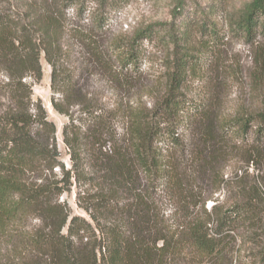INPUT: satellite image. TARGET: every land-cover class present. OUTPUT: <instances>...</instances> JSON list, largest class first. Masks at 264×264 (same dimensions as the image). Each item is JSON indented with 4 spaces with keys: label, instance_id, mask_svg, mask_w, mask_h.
Wrapping results in <instances>:
<instances>
[{
    "label": "trees",
    "instance_id": "obj_1",
    "mask_svg": "<svg viewBox=\"0 0 264 264\" xmlns=\"http://www.w3.org/2000/svg\"><path fill=\"white\" fill-rule=\"evenodd\" d=\"M129 1L43 0L0 9V72L6 76L0 94L12 106L0 115V264H223L230 231L264 220L257 184L240 190L230 205L215 198L225 183L219 169L224 158L239 154L248 164L264 163V108L218 113L205 79L199 95L185 91L190 77L201 78L195 52L211 44L205 38L215 42L224 32L189 19L179 26L150 25L126 41L95 40L111 13ZM183 7L174 17L183 15ZM88 14V28L73 19L84 21ZM226 17L229 31L248 44L264 36V0L228 8ZM146 39L171 52L165 88L154 104L107 108L95 101L80 82L81 68L71 62L72 42L85 45L109 80L126 87ZM42 55L58 94L52 105L68 117L62 135L69 167L57 126L43 103L33 101L26 81L42 80ZM207 180L212 189L201 186ZM73 187L86 216L60 198ZM211 199L215 203L207 207Z\"/></svg>",
    "mask_w": 264,
    "mask_h": 264
},
{
    "label": "rangeland",
    "instance_id": "obj_2",
    "mask_svg": "<svg viewBox=\"0 0 264 264\" xmlns=\"http://www.w3.org/2000/svg\"><path fill=\"white\" fill-rule=\"evenodd\" d=\"M43 0H0V9L12 6L16 9H25L28 4H42ZM219 0H130L120 10L111 13L109 24L102 36L96 35L95 40L106 44L108 40L118 38L120 40L131 39L139 30L150 25L164 24L165 26H179V22L191 20L197 24L202 20L209 26H215L221 32L215 42L212 37L208 47H202L199 55V64L202 66L200 77H190L185 91L189 97H195L202 93L204 79L207 80V98L214 101L215 110L223 115L235 113L238 109L262 110L264 108V36H260L256 43L248 44L238 33H233L228 26V8L238 7L249 0H222L225 5H216ZM91 6L93 4L91 3ZM183 7V15L178 19L174 17L175 10ZM81 19L73 16L75 22L90 27L91 19ZM71 62L79 66L82 71L80 82L91 92L95 101L102 103L107 108L117 106L126 107L129 104L145 103L152 106L165 88V72L170 48L156 40H144L141 42L145 51L137 70L127 73L129 85L121 87L111 82L105 71L93 61L89 50L81 42H72ZM198 47L199 44L196 43ZM195 46V47H196ZM41 57L43 78L35 82L30 78L26 81L32 84L33 101H41L48 111L49 119L57 126V139L62 153L63 161L69 167L70 159L68 150L63 142L62 129L68 117L61 114L52 105V98L58 97L51 88V67L46 59ZM199 78V79H198ZM6 76L0 72V82H5ZM12 109L8 98L0 94V115ZM80 106L74 111H78ZM119 133L124 132V121L118 123ZM219 169L222 170L225 183H222L220 192L215 195L221 204L230 205L239 200L237 195L240 190H253L257 184L264 194V163L248 164L237 156L224 158ZM60 173V171H59ZM206 189H212L213 184L209 180L202 183ZM67 200L75 213L87 215L76 202L77 194L74 187L60 197ZM215 199L207 202L211 207ZM264 212L263 203L260 206ZM31 224L36 225L35 221ZM251 231L250 233H248ZM233 237L230 250L223 264H264V220L254 227L242 226L230 231ZM258 234V235H257ZM229 241V242H230ZM186 259L185 261H188ZM186 264H192L188 262ZM206 264V263H202Z\"/></svg>",
    "mask_w": 264,
    "mask_h": 264
}]
</instances>
